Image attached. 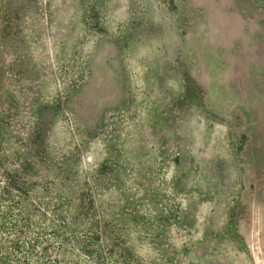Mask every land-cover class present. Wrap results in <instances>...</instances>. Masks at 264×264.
<instances>
[{
  "label": "rangeland",
  "instance_id": "rangeland-1",
  "mask_svg": "<svg viewBox=\"0 0 264 264\" xmlns=\"http://www.w3.org/2000/svg\"><path fill=\"white\" fill-rule=\"evenodd\" d=\"M215 2L0 0V264H264V0Z\"/></svg>",
  "mask_w": 264,
  "mask_h": 264
},
{
  "label": "water",
  "instance_id": "water-1",
  "mask_svg": "<svg viewBox=\"0 0 264 264\" xmlns=\"http://www.w3.org/2000/svg\"><path fill=\"white\" fill-rule=\"evenodd\" d=\"M199 3L206 6V26L208 30L204 33L203 40L210 41L211 38L217 39L220 37L218 33L220 32V28L224 25L225 19L223 18V14L220 11L218 3L215 0H197ZM239 24L231 23V27L227 37H235L239 32L238 28ZM212 35V36H211ZM209 38V39H208ZM220 39V38H219ZM102 82V83H100ZM116 79L111 74L107 73L105 69H102L100 75L98 77V81H94V84H100L104 87V92L100 95H97L95 91H91L89 94L87 102L83 100L81 96H78V102L80 106L78 107L82 115L86 117H97V113L102 109L101 105L104 103V100H110L113 89L116 88L115 85ZM80 93V91L78 92ZM110 98V99H109ZM106 103V102H105Z\"/></svg>",
  "mask_w": 264,
  "mask_h": 264
},
{
  "label": "trees",
  "instance_id": "trees-1",
  "mask_svg": "<svg viewBox=\"0 0 264 264\" xmlns=\"http://www.w3.org/2000/svg\"><path fill=\"white\" fill-rule=\"evenodd\" d=\"M56 219V218H55ZM56 220H58V217H57V219ZM72 236H75V235H72ZM62 244L65 246V245H67V241H64L63 240V242H62ZM82 250V251H81ZM91 250H92V248H91ZM90 249H88L87 247L86 248H81L80 250H79V252H81V253H83L85 256H87V257H92V251H91ZM61 251H63V252H68L69 251V249L67 250V251H65V249H62L61 248ZM70 251H72V250H70ZM91 253V255H89ZM70 262H65V261H61V262H58V261H54V263L53 264H69ZM75 264H81L78 260H75ZM84 264V263H83Z\"/></svg>",
  "mask_w": 264,
  "mask_h": 264
}]
</instances>
